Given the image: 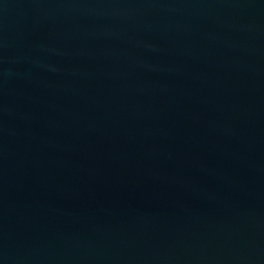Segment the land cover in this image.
I'll use <instances>...</instances> for the list:
<instances>
[{"label": "water", "instance_id": "1", "mask_svg": "<svg viewBox=\"0 0 264 264\" xmlns=\"http://www.w3.org/2000/svg\"><path fill=\"white\" fill-rule=\"evenodd\" d=\"M0 264H264V0H0Z\"/></svg>", "mask_w": 264, "mask_h": 264}]
</instances>
